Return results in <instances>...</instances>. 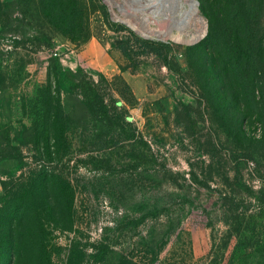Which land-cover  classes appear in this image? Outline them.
Returning <instances> with one entry per match:
<instances>
[{"label": "rangeland", "instance_id": "374dc122", "mask_svg": "<svg viewBox=\"0 0 264 264\" xmlns=\"http://www.w3.org/2000/svg\"><path fill=\"white\" fill-rule=\"evenodd\" d=\"M164 1L0 0V264H264V52L233 72L197 45L229 9Z\"/></svg>", "mask_w": 264, "mask_h": 264}, {"label": "trees", "instance_id": "16d2710c", "mask_svg": "<svg viewBox=\"0 0 264 264\" xmlns=\"http://www.w3.org/2000/svg\"><path fill=\"white\" fill-rule=\"evenodd\" d=\"M216 2H220V4L224 5L223 6L224 8L229 9L228 12H230L231 17L227 18L225 24L226 29L224 31H221L212 22H209L206 34L202 37V39L198 41L197 45H199L202 49H204V52L205 51L217 52L222 45L228 44L229 46L228 57L224 59L223 62L227 63L226 68H228L229 65L232 67H234V65L237 66L235 68V71H233L236 72L238 71V65L241 63L238 60H235L233 58V55L235 56V58L243 60L244 65L247 61H249L250 63L255 57H260V55L264 52V37L260 35V37L257 38L256 36L253 35L251 26L250 28H247L248 27L247 25H249L250 23L248 22L246 23V18H244L243 16L245 17L247 16V19L248 18L251 19L252 14L248 9V3H250V0H216ZM242 11L243 14L241 15V17L243 20V28H244L243 32L246 33L247 31V36L251 39L244 40L248 43H238L237 40H235L234 43H232L231 35L234 34V30L231 28V26H233L232 18L240 15L239 13ZM250 22H252V24L257 23V21H252V19ZM132 35H133L134 44H130V42L125 44L123 41L118 42V46L123 52H128L129 47L130 50H133L134 46H136L135 44H138L142 48L150 47L151 50H154L155 52H159L161 46H164L166 44L160 41L139 37L134 32H132ZM255 41L257 42V46L254 49L251 43H254ZM250 49L253 50L254 52L253 54ZM232 50L234 54L232 53ZM216 56H218L219 58L221 57V55L220 56L216 55ZM229 59L234 60V65H232V63L231 64L229 63ZM96 99L97 100L95 102V106L98 108V110L102 109V97L100 96L99 93H96ZM91 106H94V103H91Z\"/></svg>", "mask_w": 264, "mask_h": 264}, {"label": "bare ground", "instance_id": "6f19581e", "mask_svg": "<svg viewBox=\"0 0 264 264\" xmlns=\"http://www.w3.org/2000/svg\"><path fill=\"white\" fill-rule=\"evenodd\" d=\"M153 4H157V3L153 2ZM161 5L170 11V13L168 12L167 15L177 22L179 28L181 27V23L182 25L183 23L192 24V26L198 23H200L201 25L203 24V19L198 15L196 11L195 2L192 0H166ZM129 23L133 28L142 32V27L138 23L131 21H129ZM185 29L186 27L184 26L183 30ZM201 32L202 29L199 30V32L196 35L192 36L190 39L199 37L201 35ZM153 34L158 36L163 35L162 32H157V31H154Z\"/></svg>", "mask_w": 264, "mask_h": 264}, {"label": "water", "instance_id": "95a60500", "mask_svg": "<svg viewBox=\"0 0 264 264\" xmlns=\"http://www.w3.org/2000/svg\"><path fill=\"white\" fill-rule=\"evenodd\" d=\"M195 2V0H193Z\"/></svg>", "mask_w": 264, "mask_h": 264}]
</instances>
